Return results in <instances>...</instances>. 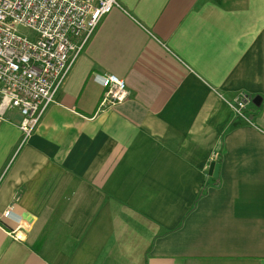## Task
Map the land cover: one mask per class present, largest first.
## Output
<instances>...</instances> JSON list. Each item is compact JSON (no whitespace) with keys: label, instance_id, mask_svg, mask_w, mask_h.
<instances>
[{"label":"crops","instance_id":"0c3cea01","mask_svg":"<svg viewBox=\"0 0 264 264\" xmlns=\"http://www.w3.org/2000/svg\"><path fill=\"white\" fill-rule=\"evenodd\" d=\"M117 1L33 135L0 118V264H264V0Z\"/></svg>","mask_w":264,"mask_h":264},{"label":"built area","instance_id":"2783aa9c","mask_svg":"<svg viewBox=\"0 0 264 264\" xmlns=\"http://www.w3.org/2000/svg\"><path fill=\"white\" fill-rule=\"evenodd\" d=\"M119 7L117 0H0V118L7 109L19 112L22 144L102 19ZM92 79L103 88L100 109L128 98L124 80L111 74ZM252 104L244 94L228 103L237 119L246 118Z\"/></svg>","mask_w":264,"mask_h":264},{"label":"water","instance_id":"95a60500","mask_svg":"<svg viewBox=\"0 0 264 264\" xmlns=\"http://www.w3.org/2000/svg\"><path fill=\"white\" fill-rule=\"evenodd\" d=\"M253 104L255 105V106H258L259 105V99L258 98H255L254 100H253ZM218 164H213L212 166H211V169L212 170H210V172H209V176H212L213 178H216L217 176H218Z\"/></svg>","mask_w":264,"mask_h":264},{"label":"trees","instance_id":"16d2710c","mask_svg":"<svg viewBox=\"0 0 264 264\" xmlns=\"http://www.w3.org/2000/svg\"><path fill=\"white\" fill-rule=\"evenodd\" d=\"M218 181L216 179L212 180V186L217 187L218 186ZM206 189V187H204V190Z\"/></svg>","mask_w":264,"mask_h":264},{"label":"rangeland","instance_id":"374dc122","mask_svg":"<svg viewBox=\"0 0 264 264\" xmlns=\"http://www.w3.org/2000/svg\"><path fill=\"white\" fill-rule=\"evenodd\" d=\"M25 32V34H27L28 36H30V34H28L29 32H27V31H24Z\"/></svg>","mask_w":264,"mask_h":264}]
</instances>
